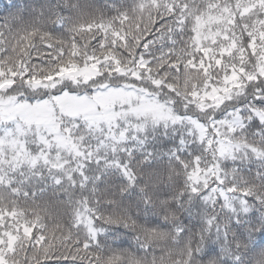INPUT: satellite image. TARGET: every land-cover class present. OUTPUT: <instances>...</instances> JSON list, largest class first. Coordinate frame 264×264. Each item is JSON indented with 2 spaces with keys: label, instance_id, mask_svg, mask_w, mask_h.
I'll use <instances>...</instances> for the list:
<instances>
[{
  "label": "snow or ice",
  "instance_id": "obj_1",
  "mask_svg": "<svg viewBox=\"0 0 264 264\" xmlns=\"http://www.w3.org/2000/svg\"><path fill=\"white\" fill-rule=\"evenodd\" d=\"M0 264H264V0H0Z\"/></svg>",
  "mask_w": 264,
  "mask_h": 264
}]
</instances>
